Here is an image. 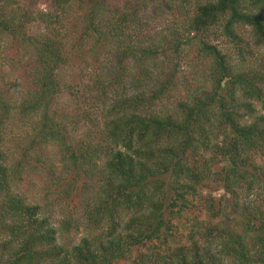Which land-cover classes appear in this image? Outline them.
Returning <instances> with one entry per match:
<instances>
[{
  "label": "trees",
  "instance_id": "obj_1",
  "mask_svg": "<svg viewBox=\"0 0 264 264\" xmlns=\"http://www.w3.org/2000/svg\"><path fill=\"white\" fill-rule=\"evenodd\" d=\"M242 27L259 70L216 44ZM3 48L24 70L0 75V264H264V0H0L1 68ZM24 142L47 187L95 189L73 246L17 191Z\"/></svg>",
  "mask_w": 264,
  "mask_h": 264
},
{
  "label": "rangeland",
  "instance_id": "obj_2",
  "mask_svg": "<svg viewBox=\"0 0 264 264\" xmlns=\"http://www.w3.org/2000/svg\"><path fill=\"white\" fill-rule=\"evenodd\" d=\"M236 32L242 39L240 47H238L230 39L227 40L224 38H218L216 41L217 46L225 55L230 56L239 66V68L259 70L262 62L261 50L253 45V41L250 39V34L247 28H239L236 30ZM191 53L192 52L188 53L187 58L182 62V67L184 70H186V78L189 80L191 90L194 91L195 85L201 84L202 80L200 81V78H198V73H195L196 68L192 62L194 55ZM2 54L3 61L1 63L3 68L0 66V75L4 77L6 82L13 80V78L20 80L21 77H23L24 69L20 68L14 70L13 66H11V60L15 59L18 54L15 52V50H10L9 48H3ZM76 65L79 66L82 65V63L78 62ZM68 73L72 75L73 71H64V74ZM185 90V87L180 85V90L178 92L180 96L186 95ZM61 106L64 107L63 109L68 108V113L76 116V109L68 100L63 99L61 101ZM256 110L259 111L258 106H256ZM19 145L21 148L20 151L18 149L15 151V146L13 147L8 145L7 147L12 154L11 159H13V157H15L14 160L21 158L22 164L28 167V169L21 176L17 191L21 195L25 196L29 202L38 204L41 207L42 216L51 223V226L56 232L57 243L66 246H73L74 244H77L81 238L89 236L90 233L88 230L90 229H86L87 226L85 225V222L82 220V218L84 204L88 200L87 197L94 193L95 190L94 188L92 189V185L90 184L91 181L86 177L81 176L80 181L77 183V188L75 183L70 197L66 198L63 193L58 192V187L56 184L55 186L47 187L46 184L49 182L46 175L47 166H41L42 168H39L34 161L31 162L30 159L20 157V154L23 152V148L26 146V142L19 143ZM40 154L46 159L48 164L51 160V165H53V169H56L55 174L58 176L59 155L57 150H55L53 147H51V144H49L46 148H43V151L40 152ZM12 161L13 160H10V162ZM73 176V173L69 174L66 181L69 182ZM87 184H89L91 187L88 190ZM213 194L220 196L222 195V192L220 191ZM259 199H264V192H262L260 196L254 195L251 198L253 201ZM68 215L78 219L79 223L82 225H79L76 230L71 229L68 233H63V222L67 219ZM97 232L99 233L100 231L97 230Z\"/></svg>",
  "mask_w": 264,
  "mask_h": 264
}]
</instances>
